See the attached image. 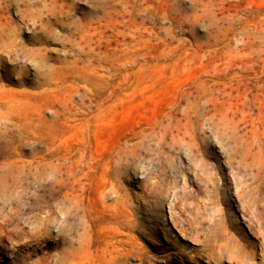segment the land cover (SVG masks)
<instances>
[{
    "label": "rangeland",
    "instance_id": "obj_1",
    "mask_svg": "<svg viewBox=\"0 0 264 264\" xmlns=\"http://www.w3.org/2000/svg\"><path fill=\"white\" fill-rule=\"evenodd\" d=\"M13 2L0 53L26 61L32 83L17 84L19 68L0 87L41 91L33 83L45 55L61 67L60 96L70 104L56 141L43 133L55 128L51 107L29 134L5 133L16 154L0 168V264H264V162L247 130L264 114L238 92L241 66L245 83L264 85V0H59L62 26L48 19L52 0ZM52 29V43L21 48ZM83 139L82 150L110 162L114 182L101 200L96 173L78 205L70 170ZM116 210L134 222L118 241L130 236L135 247L108 242Z\"/></svg>",
    "mask_w": 264,
    "mask_h": 264
},
{
    "label": "bare ground",
    "instance_id": "obj_2",
    "mask_svg": "<svg viewBox=\"0 0 264 264\" xmlns=\"http://www.w3.org/2000/svg\"><path fill=\"white\" fill-rule=\"evenodd\" d=\"M0 1H1V3L2 2L5 3L4 5L2 4V6L0 4V23H1L2 20H3L4 13L7 11L6 9H9L10 6H12L14 2H13V0H0ZM52 2H53L55 7L53 9H51V12H50L51 18H48V19H52L53 20V24H57V25H61L62 26V24L64 23L63 18H64V13L65 12H64L63 8H64V4L65 3L63 2L64 4L59 5V0H52ZM24 4H26V3L25 2H20V1L16 2V4H15L16 7H17V10L19 11V17L22 20H24L25 18L27 19L28 14H29L28 10L22 8V5H24ZM6 22H8V21H6ZM12 23H13V21L9 20V24H12ZM26 24H27V22H26ZM41 31H44V28L41 27ZM53 32H54L53 29L52 30H45V34L43 32L35 31L31 38H29L26 41H22L21 48L22 49H26V50L29 49L26 42H29V43L30 42H33V43L38 42V43H41V44L52 43L51 36L54 34ZM74 35H75V32H72L70 34V37H68V41L69 42L73 41L72 37ZM83 41H86V40L84 38H81V40L79 42H74V43L78 44L80 46ZM89 41H90V39H89ZM44 49H46V48H44ZM39 50H40L39 51V55H41V51L43 50V48H40ZM83 51H85V49H84V47H81V53L78 55V60L83 55L82 54ZM7 55H5L3 53H0V80H7V81L14 80V77L12 76L13 72L16 69L20 68V73H18L19 75L16 77L17 78V80H16L17 84L19 86H27L28 84L32 83V81L30 79V73H29V69L30 68H29L28 63L25 61V62H23L21 64L20 61H16L18 58H17V53L14 50H8L7 51ZM255 56H257V55H255ZM47 62H48V58H46L45 55H42V58H41V60H40V62L38 64L37 71L35 73V75L40 78V81L34 82L33 84L36 87H42L43 86L44 88L41 91H38L36 93L31 92V91L26 90V89H21L19 91H12V90H6V89H3V88L0 87V108L3 109L2 111L0 109V121L4 123V131H3V133L0 134V157L2 156V157L5 158L4 162H2L0 164V168H8L9 166H11L12 163L14 162V159H15L14 156L16 154V152H14L12 150V148H11L10 140H6L5 133L6 134L8 133L10 127H16L17 129H19V131L21 133L29 134V132H28L29 129H28L27 126L31 125V122H32V127H33V123L34 122H46V120L42 116V113L48 107H51L53 109L54 118H53L52 122H54L55 128H54V131H49L48 132V130H46V131H43V133L46 134V138L48 137V135L52 136V139L54 141H56L59 138V135H60V124L62 122H64L63 116H65V115H67L69 113V112H67V113L64 112V110H65L64 108L66 107V108L69 109L68 105L70 104V102H68L67 100H64V98L60 96V92H62V90H63V84H61L63 78L58 73V71H59V69H61V67L58 66V64L57 65H54V64L48 65ZM251 62L252 61H247L246 64L248 66L247 67L248 69L253 70L254 66L251 64ZM253 64H254V62H253ZM241 67L242 68L239 70L240 73H241V77L239 78V82H238V92H239V96H240V101L243 100V104H245L246 101L248 100V103H246V104H248L250 106V108L253 107V109L254 108L257 109L258 112H259V115H263L264 114V109H263L264 108V98H262L260 96L259 92L264 94V85L261 86V87H259V86L257 87V86H252L251 85L252 84L251 81H248V82L245 83L243 78H242V72H244V66H241ZM46 86H53V91H52L53 100H48L47 94L49 92V87H46ZM250 95H251V97H250ZM85 96H88V94H86ZM74 101L75 100H74V95H73L71 103L72 102L74 103ZM63 105H65V107H63ZM238 123H240V122L238 121ZM244 123H245V121H244ZM246 125H247V123H246ZM248 125H249V127H247V128H249V129H247V130L251 134V138L253 139L252 146H253V148L257 147L258 152L263 157V161L262 162H264V122L252 121V122H249ZM186 126H188V125H186ZM172 128H174V127H172ZM172 131H174V130H172ZM175 132L177 133V131H175ZM188 134H190V133H188ZM85 141H86L85 139L81 140V143H80V146H79L80 147V155H79L78 159L76 160V163L74 165L72 164V166H74L73 170H70L75 176L78 177V179L75 180V184L73 182V186H72V189H74V190L77 188V202H78V205H83L84 204V200H85L86 196H88V198H89L90 192H91V188L87 187V184L91 185L92 180L94 179L96 173L99 174L98 178L101 179V182H102V186L100 187V189H98L96 191V194L99 195L101 200L106 199L108 197L107 196V189L109 188V185L113 184V182H114V181H112L113 178L110 179L111 176H109V174H107V170L109 171V168H111L108 165V163H110V162L107 159H105L104 157H102V155L101 156L97 155V153H95L91 149L87 150L85 148L84 150H82L83 145L86 143ZM90 141L91 140H89V142ZM52 148H53V146H52ZM48 154L53 156V154L51 152H49ZM260 154H259V156H260ZM123 156H126V151L125 152H123V151L117 152V154L115 155V158L116 157H123ZM2 159H0V160H2ZM50 159L53 161L52 157ZM116 163L118 164V160H116ZM58 167L59 166L57 165L56 168L58 169ZM85 168H86V171H85ZM29 170H28V172H29ZM79 173H81V174H79ZM85 179H86V181H85ZM96 182H97V180H96ZM153 185H155V182H153V184H152V189H153ZM150 189H148V190H150ZM66 195H67V193H66ZM97 199H96V201H97ZM89 201H90V199H89ZM118 212H119V210H116V215H115V222L117 223L116 230L111 231V232L108 233V242L112 243V245L114 247H116V243L118 244L119 242L121 244L123 242H125L124 244H127V245L130 244L132 247H135L136 244H135V242L132 240V238L130 236H127L128 239L125 240V241H124V239H121L120 241H118V238L121 237L120 228L128 227V228L132 229L133 226H134V222H133V218H132L133 216L131 215V213H130V215L127 214L125 216L126 217L125 219L123 217V220H122V219H120L121 217L119 216ZM184 229H182V232H184ZM126 232H128V230H126ZM123 238H126V237H123ZM261 264H263V263H261Z\"/></svg>",
    "mask_w": 264,
    "mask_h": 264
}]
</instances>
